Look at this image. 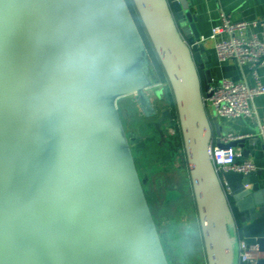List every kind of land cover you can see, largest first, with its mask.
<instances>
[{
  "label": "water",
  "instance_id": "water-1",
  "mask_svg": "<svg viewBox=\"0 0 264 264\" xmlns=\"http://www.w3.org/2000/svg\"><path fill=\"white\" fill-rule=\"evenodd\" d=\"M131 2L0 0V264H170L119 106L133 97L159 115L148 41L173 94L208 264H242V239L264 251V170L218 172L210 154L215 142L242 148V164L260 137L220 141L205 102L214 64L188 0Z\"/></svg>",
  "mask_w": 264,
  "mask_h": 264
},
{
  "label": "rangeland",
  "instance_id": "rangeland-1",
  "mask_svg": "<svg viewBox=\"0 0 264 264\" xmlns=\"http://www.w3.org/2000/svg\"><path fill=\"white\" fill-rule=\"evenodd\" d=\"M150 60L148 90L160 114L144 118L132 97L119 101L120 112L126 129L140 138L132 149L141 177L148 178L146 193L170 264H208L181 131L174 119L167 117L161 125L164 139L156 127L162 112L173 110V103L171 95L164 91L166 83L156 81L152 73L156 60L153 53ZM158 92L162 98H157ZM210 111L214 113L212 108ZM189 227L194 229V235L188 234Z\"/></svg>",
  "mask_w": 264,
  "mask_h": 264
},
{
  "label": "built area",
  "instance_id": "built-area-1",
  "mask_svg": "<svg viewBox=\"0 0 264 264\" xmlns=\"http://www.w3.org/2000/svg\"><path fill=\"white\" fill-rule=\"evenodd\" d=\"M225 34L226 37L216 43L215 50L220 62L234 60L243 68L249 66L254 84L249 85L246 81H235L224 78L216 86L208 90L210 96H205L206 105L214 115L221 118H252L257 121V133L264 140V122L258 119L254 100L257 96L264 94V83L262 82L259 69L264 67V18L255 20L232 21L224 12L221 14V22L212 28L211 36ZM210 114L211 111H210ZM255 134L239 135L226 133L220 137V141L228 144L234 140L251 137ZM212 160L218 172L233 170L248 174L258 168L252 161L237 164L239 150L234 146L226 148L219 147L216 142L210 148ZM241 256L242 264H258L264 259V251L258 245H247L242 239Z\"/></svg>",
  "mask_w": 264,
  "mask_h": 264
},
{
  "label": "crops",
  "instance_id": "crops-1",
  "mask_svg": "<svg viewBox=\"0 0 264 264\" xmlns=\"http://www.w3.org/2000/svg\"><path fill=\"white\" fill-rule=\"evenodd\" d=\"M191 20L197 19V27L200 31V43H206L211 51L210 62L213 63L212 86L218 85L222 79L229 78L235 81H246L249 85L254 84V78L249 66L241 68L234 60L220 62L216 55V43L225 38V34L211 36L212 28L221 22V14L224 12L232 21L255 20L264 18V0H188ZM259 75L264 83V67L259 69ZM136 110L144 116L137 104ZM258 119L264 122V94L254 100ZM214 114V113H212ZM220 121L227 133L239 135L257 133V121L252 118H221ZM257 136V135H256ZM251 149L250 161L254 162L257 170H264V140L260 138L257 144L247 142ZM241 152L242 148H237ZM197 210V208H196ZM199 217V215H198ZM201 227V226H200Z\"/></svg>",
  "mask_w": 264,
  "mask_h": 264
},
{
  "label": "trees",
  "instance_id": "trees-1",
  "mask_svg": "<svg viewBox=\"0 0 264 264\" xmlns=\"http://www.w3.org/2000/svg\"><path fill=\"white\" fill-rule=\"evenodd\" d=\"M128 1L130 2L131 6H132L131 0H128ZM148 45H149L148 48H149L150 53L151 54L153 53V55L155 56V59H156L155 60V70L152 73L154 74V77H156V81H158V82H162L163 81V82L166 83L165 84L166 85V88L164 89V91L168 92L171 95L172 103H173V110H172L173 111V119L178 124V127L180 129V125H179V121H178V116H177V111H176V107H175V102H174V98H173L172 91H171L170 86H169V82H168L166 73H165L164 68H163L162 64L160 63V61H159V59H158V57L156 55V52H155L154 48L152 47V45L150 44L149 41H148ZM169 94H167V95H169ZM132 99L134 100L133 97H132ZM143 117L146 118L145 116H143ZM147 119H149V118H147ZM180 135L182 137V134H180ZM139 141L137 143H139ZM182 141H183V139H182ZM146 184L147 183L144 184V188H145ZM145 192H146V189H145ZM146 195H147V193H146ZM147 198H148V196H147ZM194 200H195V198H194ZM148 201H149V199H148ZM149 204H150V202H149ZM195 204H196V202H195ZM152 212H153V210H152ZM153 215H154V212H153ZM154 218H155V215H154ZM155 221H156V218H155ZM156 224H157V221H156Z\"/></svg>",
  "mask_w": 264,
  "mask_h": 264
},
{
  "label": "clouds",
  "instance_id": "clouds-1",
  "mask_svg": "<svg viewBox=\"0 0 264 264\" xmlns=\"http://www.w3.org/2000/svg\"><path fill=\"white\" fill-rule=\"evenodd\" d=\"M187 232H188L189 235H194V229L191 228V227H189V228L187 229Z\"/></svg>",
  "mask_w": 264,
  "mask_h": 264
},
{
  "label": "flooded vegetation",
  "instance_id": "flooded-vegetation-1",
  "mask_svg": "<svg viewBox=\"0 0 264 264\" xmlns=\"http://www.w3.org/2000/svg\"><path fill=\"white\" fill-rule=\"evenodd\" d=\"M157 98H162V93L160 95H158ZM155 101V100H154ZM155 104H156V101H155ZM156 107H157V104H156ZM158 108V107H157ZM160 114V113H159Z\"/></svg>",
  "mask_w": 264,
  "mask_h": 264
}]
</instances>
